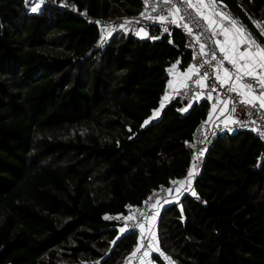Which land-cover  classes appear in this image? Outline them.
Returning a JSON list of instances; mask_svg holds the SVG:
<instances>
[{
	"label": "trees",
	"instance_id": "1",
	"mask_svg": "<svg viewBox=\"0 0 264 264\" xmlns=\"http://www.w3.org/2000/svg\"><path fill=\"white\" fill-rule=\"evenodd\" d=\"M67 1L93 18L140 11L137 0ZM235 1L264 36V0ZM38 3L0 0V264H128L136 234L102 218L187 176L184 144L205 106L159 107L168 71L191 55L172 47L178 33L119 31L100 46L99 29ZM194 192L200 203L179 193L160 208L157 251L175 264H264V145L218 136Z\"/></svg>",
	"mask_w": 264,
	"mask_h": 264
},
{
	"label": "built area",
	"instance_id": "2",
	"mask_svg": "<svg viewBox=\"0 0 264 264\" xmlns=\"http://www.w3.org/2000/svg\"><path fill=\"white\" fill-rule=\"evenodd\" d=\"M40 4H47L58 10H62L73 16L80 18L85 23L92 25L100 31L119 32L121 30L130 31L136 38L142 33H147L149 42H155L164 38L172 41L175 33L181 35L183 43L179 46L172 43V47L183 53L191 55V73L184 79L181 87L170 88L167 82L164 95L160 105H169L178 102L183 108L194 104L200 97L205 106L206 119L200 121L192 134L191 142L184 144V148L189 152L191 158L192 177L185 176V183H170L168 186H161L152 193L141 206H134L128 209L127 215L106 216L102 218L104 223L117 228L125 227L124 232L136 234L135 255L129 264H141L145 253H149L153 244L154 226L144 228L146 222L151 219L166 203L171 195L178 189L182 196H187L192 201L200 203V199L195 195L194 184L200 176L206 155L213 146L216 138L222 134H237L248 132L264 145V108L260 107L259 101L255 105L241 103L244 96L239 91L230 92L225 84L221 86L219 70L225 69L230 73L231 79L236 80L235 68L224 59V54L217 47L213 34L210 30L209 22L202 15V7H189L184 0H137L140 4V11L132 16L119 19L93 18L83 11H78L67 0H36ZM196 0H193L195 3ZM178 9V11H174ZM163 17V20L159 19ZM176 20L178 24L172 23ZM258 27L264 33V17L256 21ZM187 25V27H185ZM167 29V31H165ZM251 41V40H249ZM108 40L100 41V46H104ZM248 45H244V48ZM251 48L250 50H253ZM205 74H207L205 76ZM200 83H197V82ZM206 86L202 87L201 82ZM238 83L252 84L253 91L259 94V84L255 80L244 77ZM215 88V90H213ZM227 101L228 118L226 121L217 122L211 119V115ZM233 108L235 111H233ZM193 165L196 168L193 170ZM189 173V172H188ZM159 214V213H158ZM159 216V215H158ZM125 217L130 219L125 220ZM158 219V217H157ZM143 225V227H140ZM137 249H139L137 251Z\"/></svg>",
	"mask_w": 264,
	"mask_h": 264
},
{
	"label": "crops",
	"instance_id": "3",
	"mask_svg": "<svg viewBox=\"0 0 264 264\" xmlns=\"http://www.w3.org/2000/svg\"><path fill=\"white\" fill-rule=\"evenodd\" d=\"M219 4L220 3H216V2L212 3L211 0H204V6L202 7V15L213 21V23H209V26H210V30L213 34L215 43H216L217 47L219 48V50L221 47H225L228 49V55L232 56L233 55L232 46H233V44H235L236 54L238 55L240 52H243L245 49L244 48L245 44L240 43L241 38H243L245 40H251V41H255V40L247 33V31L242 27V25L239 24L238 21H236L234 18L226 15V13H224V11L222 10V8ZM217 13H219V15H217ZM206 20L208 21V19H206ZM233 23H235V26H236L235 28H233ZM176 24H178L177 21H176ZM237 28L242 29V33L237 32L236 31ZM225 29L229 30L227 35L225 34V31H224ZM257 41H255L257 46L264 47V44H261L259 41L258 42ZM250 51H255V48L253 50H250ZM240 63H243V61H240ZM191 71H192L191 66H189L188 68H185L183 70H180L177 65H174V68H171L168 71V76H169L168 83H173L172 87H174V86L178 87V88L181 87L184 83V78L189 76ZM235 71H236V69H235ZM218 73L220 75L221 80L226 81L225 84H227V85L239 84L236 80L226 79V75H225V72L223 70H219ZM201 86L205 87L206 83L204 81L201 82ZM237 91L240 92V89L238 88ZM200 102H203L202 97H200L194 104H198L199 106H201ZM194 104H192V105H194ZM186 109H184V110H186ZM227 110H228L227 104L221 105L220 108L218 110H215L214 114L211 115V119H214L217 122L226 121L228 118ZM155 116H156V114H155ZM179 192L180 191L177 190L173 195H171L169 197V199L166 201V203L164 204L165 205L164 207L177 204L179 202V199L181 198ZM158 213H159V211L156 213V215ZM150 221H152V220L150 219L149 223H151ZM149 226L150 225L147 224V227H149ZM149 253L144 256L141 264H158L157 261H155L153 258H150V259L148 258ZM157 260L160 261L159 259H157ZM165 263L167 264V262H165Z\"/></svg>",
	"mask_w": 264,
	"mask_h": 264
},
{
	"label": "snow or ice",
	"instance_id": "4",
	"mask_svg": "<svg viewBox=\"0 0 264 264\" xmlns=\"http://www.w3.org/2000/svg\"><path fill=\"white\" fill-rule=\"evenodd\" d=\"M165 3L168 2V0H164ZM188 4L189 7H196L197 5L204 6V0H196L195 3H193V0H184ZM212 3H215V0H211ZM39 8V4L36 7L32 8V11H37ZM174 11H178V9L174 8ZM219 15V13H217ZM204 19H208L209 23H213L212 20H210L207 17H203ZM159 19L163 20V17H160ZM172 23H176V20H173ZM187 27V25H185ZM235 23H233V28H235ZM167 31V29H165ZM225 34L227 35L228 29H225ZM237 32L242 33V29L237 28ZM144 35H147L145 33ZM219 43V42H218ZM240 43L248 45V47H245L243 52H240L238 55L236 54V47L235 44L232 46L233 55H228V49L225 47H221L220 51L224 54V59L227 60L235 69L237 72V81L242 80L244 77H247L251 80H255L259 86L261 91H259V94L256 95L253 91V85L252 84H231L228 86L227 90L230 92H236L237 89H240V95L244 96V99L241 100V103L244 104H251L255 105L257 101L260 103V107L264 108V47L257 46L255 41H249L241 38ZM251 48H255V51H250ZM240 61H243V63H240ZM207 74H205L206 76ZM225 75L226 79L230 80L231 75L228 73V71L225 69ZM197 83H200L199 81ZM221 86H224L226 81H221ZM203 86V85H202ZM215 90V88H213ZM225 104H227V101H224ZM233 111L235 109L233 108ZM145 123H148V121H145ZM195 165H193V168ZM194 175L193 171L190 169L188 173V177H192ZM172 183H185V181H172ZM195 195V193H193ZM105 219H108V217H105ZM130 219V217H125V220ZM140 227H143V225H140ZM121 233L125 231V227H121L119 229ZM115 243V241H113ZM139 249H137L138 251ZM135 255V252L133 253ZM147 255V253H145Z\"/></svg>",
	"mask_w": 264,
	"mask_h": 264
},
{
	"label": "rangeland",
	"instance_id": "5",
	"mask_svg": "<svg viewBox=\"0 0 264 264\" xmlns=\"http://www.w3.org/2000/svg\"><path fill=\"white\" fill-rule=\"evenodd\" d=\"M39 4V3H38ZM40 5V4H39ZM110 19H119V18H117V17H113V18H110ZM121 31H126L125 29L124 30H121ZM115 33H117V32H114V33H111V32H107V31H101V39L102 40H108L109 41V39L115 34ZM145 33H142V34H140V35H138L137 36V38H139V39H145L146 38V35H144ZM191 66V65H190ZM171 68H174V66H172ZM170 68V69H171ZM186 78V77H185ZM184 78V79H185ZM172 82V81H171ZM172 84L173 83H169V86H170V88H177V87H172ZM170 105V104H169ZM169 105H166V104H164L163 106H161L160 105V107H159V109L161 110H163V109H165L166 107H168ZM186 108H188V107H185V109ZM155 114H157V112L155 113ZM196 168V165H195V167L193 168V170ZM158 215L159 214H157L156 216H153L152 218H151V220L152 221H150L151 223H149V220L146 222V224H145V226H144V228H146L147 227V224H149L151 227L152 226H154V232H153V244H152V247H151V250H150V253H149V255H148V258L150 259V258H153L155 261H157V263L158 264H160L161 262H162V264H166L165 262H167V264H175L174 262H170V261H168L167 259H165L161 254H160V252H158L157 250H158V248H157V241H158V238H157V235H156V225H157V217H158ZM135 252V251H134ZM151 254V255H150ZM150 256V257H149ZM156 257H158L159 258V260L161 261H158L157 259H156ZM132 260V259H131ZM131 260L128 262V264L131 262Z\"/></svg>",
	"mask_w": 264,
	"mask_h": 264
},
{
	"label": "water",
	"instance_id": "6",
	"mask_svg": "<svg viewBox=\"0 0 264 264\" xmlns=\"http://www.w3.org/2000/svg\"><path fill=\"white\" fill-rule=\"evenodd\" d=\"M215 2L227 7L240 20V22L254 35V37L261 44H264V36L251 22V20L245 15V13L241 10L235 0H215Z\"/></svg>",
	"mask_w": 264,
	"mask_h": 264
},
{
	"label": "clouds",
	"instance_id": "7",
	"mask_svg": "<svg viewBox=\"0 0 264 264\" xmlns=\"http://www.w3.org/2000/svg\"><path fill=\"white\" fill-rule=\"evenodd\" d=\"M40 4V3H39Z\"/></svg>",
	"mask_w": 264,
	"mask_h": 264
}]
</instances>
